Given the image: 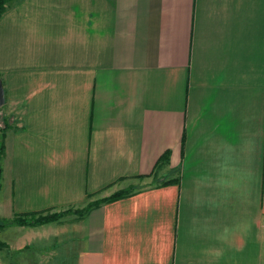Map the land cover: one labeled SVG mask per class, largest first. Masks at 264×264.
Here are the masks:
<instances>
[{
  "label": "crops",
  "instance_id": "crops-1",
  "mask_svg": "<svg viewBox=\"0 0 264 264\" xmlns=\"http://www.w3.org/2000/svg\"><path fill=\"white\" fill-rule=\"evenodd\" d=\"M0 77V264H264V0H13Z\"/></svg>",
  "mask_w": 264,
  "mask_h": 264
},
{
  "label": "trees",
  "instance_id": "trees-1",
  "mask_svg": "<svg viewBox=\"0 0 264 264\" xmlns=\"http://www.w3.org/2000/svg\"><path fill=\"white\" fill-rule=\"evenodd\" d=\"M10 1H13V0H0V16L4 12L8 2H10ZM8 121L9 120L6 121L7 124L9 123ZM6 123H5V126L1 129V130H3V133L0 134V178H1V175H2V171H3L2 160H3V156L5 155V152H6V143H5L6 131H7L8 128H11V126H12V125H7ZM163 160H165V161L169 160L168 152H166L162 156L160 161H163ZM170 181H172V180H167L165 182H170ZM132 192H134V191L125 190V189L124 190H119L115 194H113L112 196H109V197H107L105 199H102V200L91 202V204H89V206L85 207V211L87 212L91 207H93L95 205H98V204H100L102 202L118 199V198L124 197L126 195H129ZM67 211H71V209H69ZM32 215H34V214H21V215H18V216H16L14 218L13 222L16 223V224H20V225L44 224V223H47V222H50V221L56 219L59 216L58 214H52V215H46V216H43V217H40V218L32 219L31 218ZM6 224H8V223L7 222H1L0 223V230H1V227L6 225ZM1 245H2V242L0 241V246Z\"/></svg>",
  "mask_w": 264,
  "mask_h": 264
},
{
  "label": "rangeland",
  "instance_id": "rangeland-1",
  "mask_svg": "<svg viewBox=\"0 0 264 264\" xmlns=\"http://www.w3.org/2000/svg\"><path fill=\"white\" fill-rule=\"evenodd\" d=\"M9 112H10V109L8 107H6V106H3L0 109V125H5V123H6L7 120H9L11 122L12 119L9 116ZM5 115H7L9 117V119L5 118ZM7 125H10V123H8ZM157 182L161 183V180L160 181H156V183ZM148 183L149 182H145L143 184L142 183H138V184L134 183V184L126 185V187L120 188V189H117V190L119 191V190H124L125 189V190L135 191V190L139 189L142 186L144 187V186L149 185ZM116 192L117 191H115L113 194H115ZM102 199H105V198H100L99 200H102ZM87 206H89V204ZM84 212H85V208L83 207V208H79V209H71V211H61V212H56V213H49L48 212V213L34 214V215H32L31 218L32 219H36V218H40V217H43V216H46V215L58 214L59 216L56 219H54V220H52L50 222H47V223H52V222H58V221H60L61 218H63V217L66 218L68 216H72L73 214L81 215ZM53 225H56V223H54ZM53 225H51V226H53ZM21 264H34V263H31V262L30 263H26V262H24V263H21Z\"/></svg>",
  "mask_w": 264,
  "mask_h": 264
},
{
  "label": "water",
  "instance_id": "water-1",
  "mask_svg": "<svg viewBox=\"0 0 264 264\" xmlns=\"http://www.w3.org/2000/svg\"><path fill=\"white\" fill-rule=\"evenodd\" d=\"M6 103V91L3 79L0 77V108Z\"/></svg>",
  "mask_w": 264,
  "mask_h": 264
}]
</instances>
